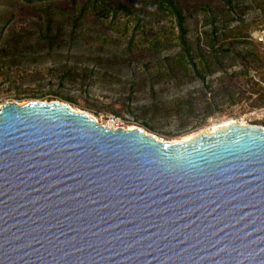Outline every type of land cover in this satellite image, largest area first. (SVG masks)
I'll use <instances>...</instances> for the list:
<instances>
[{
  "label": "water",
  "instance_id": "1",
  "mask_svg": "<svg viewBox=\"0 0 264 264\" xmlns=\"http://www.w3.org/2000/svg\"><path fill=\"white\" fill-rule=\"evenodd\" d=\"M0 264H264V129L168 144L0 107Z\"/></svg>",
  "mask_w": 264,
  "mask_h": 264
},
{
  "label": "rangeland",
  "instance_id": "2",
  "mask_svg": "<svg viewBox=\"0 0 264 264\" xmlns=\"http://www.w3.org/2000/svg\"><path fill=\"white\" fill-rule=\"evenodd\" d=\"M17 1L0 0V38L14 25L22 31L37 23L17 11ZM263 29L264 0H234L215 23L207 14L191 18L194 49L198 40L206 48L215 34L229 50L222 70L207 73L205 81L163 78L154 66L179 46L154 55L125 53L128 39L118 29L107 32L106 25L86 29L90 35L106 33V44L85 37L71 52H34L35 42L15 50L0 43L6 54L0 53V107L57 101L98 123L102 116L121 117L128 127L168 144L214 134L231 123L264 129V41L257 38ZM208 111L212 116L206 118Z\"/></svg>",
  "mask_w": 264,
  "mask_h": 264
},
{
  "label": "trees",
  "instance_id": "3",
  "mask_svg": "<svg viewBox=\"0 0 264 264\" xmlns=\"http://www.w3.org/2000/svg\"><path fill=\"white\" fill-rule=\"evenodd\" d=\"M22 15L37 19L33 29L16 31L12 26L1 38L3 46L21 49V45L35 42L34 52L46 49L73 51L85 37L95 43L106 44V33L90 35L87 26H107V32L122 31L128 39L125 53L137 51L154 55L164 48L179 46L180 51L165 57L154 66L165 79H194L205 81L222 70V59L228 56L219 35H213L208 46L197 42L192 47L189 37L190 19L201 14L210 16L215 23L223 17V8L231 7L234 0H22L17 1ZM18 16V14H15ZM2 55L3 50H0ZM157 53V52H156ZM155 53V54H156ZM17 54H27L26 51ZM159 54V53H158ZM5 57V56H4ZM198 61V62H196ZM218 65V67H215ZM213 69V71H212ZM219 69V70H218ZM221 69V70H220ZM247 75V74H244ZM233 77L235 75L233 74ZM210 109V108H208ZM180 113L188 114L187 111ZM206 118L211 117L210 111Z\"/></svg>",
  "mask_w": 264,
  "mask_h": 264
},
{
  "label": "built area",
  "instance_id": "4",
  "mask_svg": "<svg viewBox=\"0 0 264 264\" xmlns=\"http://www.w3.org/2000/svg\"><path fill=\"white\" fill-rule=\"evenodd\" d=\"M257 38L260 42L264 41V29L259 31L257 34ZM102 121L103 123H100L108 128L118 130H128V124L125 120H123L121 117L115 116V115H107V116H102Z\"/></svg>",
  "mask_w": 264,
  "mask_h": 264
},
{
  "label": "bare ground",
  "instance_id": "5",
  "mask_svg": "<svg viewBox=\"0 0 264 264\" xmlns=\"http://www.w3.org/2000/svg\"><path fill=\"white\" fill-rule=\"evenodd\" d=\"M229 126V125H228ZM227 127V126H226ZM129 130H135V128L134 127H129ZM190 139H186L185 141H189ZM184 141V142H185Z\"/></svg>",
  "mask_w": 264,
  "mask_h": 264
}]
</instances>
